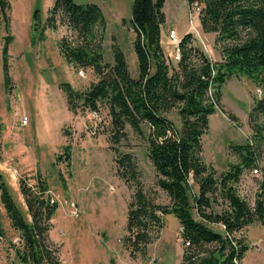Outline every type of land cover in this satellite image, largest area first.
<instances>
[{"label": "trees", "instance_id": "16d2710c", "mask_svg": "<svg viewBox=\"0 0 264 264\" xmlns=\"http://www.w3.org/2000/svg\"><path fill=\"white\" fill-rule=\"evenodd\" d=\"M164 1L132 0L130 28L135 34L133 48L138 67L135 77L116 41L111 46L112 62L104 59L107 21L98 4L54 0L40 29L44 32L45 28L65 27L68 35L57 41L59 53L69 65L90 68L97 77L81 90L61 83L69 110L99 114L105 107L113 145L126 137L127 124L139 135H143L142 124L149 128L147 155L155 170V185L165 194L167 203L157 202L156 191L144 189L132 153L114 148L115 172L131 189L123 238L131 256L144 255L163 227L164 216L173 214L183 243L179 264H240L248 245L235 232L255 222L264 225V0H185L188 5L201 4V28L215 33L221 59L212 61L188 32L178 42L179 58L174 67L160 41ZM9 6V0H0V16L7 23ZM33 18L38 20L37 9ZM10 41L11 36L6 35L2 48L6 85L11 80L7 68ZM232 76L246 77L260 93L248 111L249 138L229 145L238 160L217 173L203 159L202 135L209 116L220 107L222 86ZM171 113L178 124L168 116ZM58 158L70 161L69 144ZM248 168H259L263 177L261 192L252 205L236 188ZM40 186L35 190L20 183L30 222L1 174L0 201L22 239L23 250L17 251L20 260L59 264L55 249L47 242L56 205L44 198L46 188ZM218 200L224 206L215 211L213 203ZM213 225H219L218 229Z\"/></svg>", "mask_w": 264, "mask_h": 264}, {"label": "rangeland", "instance_id": "374dc122", "mask_svg": "<svg viewBox=\"0 0 264 264\" xmlns=\"http://www.w3.org/2000/svg\"><path fill=\"white\" fill-rule=\"evenodd\" d=\"M75 1L102 6L104 0ZM53 2L9 0L8 23L0 16V174L28 222L31 216L20 183L35 190L41 189L42 184L46 188L44 198L55 200L49 202L56 209L49 222L47 242L55 249L59 264H179L183 243L173 214L164 216L163 227L147 245L144 255L131 256L124 245L131 189L115 172L114 148L132 153L144 189L156 191L157 202H168L155 185V170L147 155L149 128L142 124L143 135H139L127 124L126 137L113 145L109 141L110 117L105 107L99 114L68 109L61 83L81 90L97 77L90 68L69 65L59 53L57 41L68 35L65 27L45 28L44 32L40 29ZM131 6L132 0L121 9L103 5L107 21L103 55L112 62L111 46L116 41L135 77L138 67L133 48L135 34L130 28ZM36 9L38 20L33 18ZM163 11L168 22L161 29L163 51L175 50V44L165 43L168 29L175 27L179 38L184 31L191 32L194 44L212 61L221 59L215 33L203 32L199 14L189 11L185 0H165ZM6 35L11 36L7 49L11 77L8 85L2 62ZM166 56L174 67L177 60L173 55ZM259 93V88L244 76H232L222 86L220 107L209 116L208 128L202 135L203 159L217 173L238 160L229 145L244 143L249 138L248 111ZM168 116L178 124L174 113ZM66 144L70 145L69 162L58 158ZM262 180V175H255L252 168L245 169L236 184L238 194L252 205L261 192ZM223 206L221 200L213 203L215 211ZM0 231V264H29L18 257L17 251L23 250L22 239L11 226L1 201ZM235 235L243 237L248 245L240 264H264V225L252 223ZM254 243L260 245L255 247Z\"/></svg>", "mask_w": 264, "mask_h": 264}, {"label": "built area", "instance_id": "2783aa9c", "mask_svg": "<svg viewBox=\"0 0 264 264\" xmlns=\"http://www.w3.org/2000/svg\"><path fill=\"white\" fill-rule=\"evenodd\" d=\"M200 10H201V4H199L198 2H193L191 5H189V11H191V12L199 14ZM167 37L171 41V43L175 44V50L173 52V57L175 58V60H177L179 58V50H178L177 45H178V42L180 41V38L178 37L176 31L172 28L168 29ZM23 120H24L23 123L26 124L28 119L25 116ZM252 172L255 175L258 173L261 175V170L259 168H254L252 170ZM49 202L54 203L55 200L51 198V199H49ZM259 245H260V243H254L255 247H258Z\"/></svg>", "mask_w": 264, "mask_h": 264}, {"label": "crops", "instance_id": "0c3cea01", "mask_svg": "<svg viewBox=\"0 0 264 264\" xmlns=\"http://www.w3.org/2000/svg\"><path fill=\"white\" fill-rule=\"evenodd\" d=\"M97 3V2H96ZM98 4V3H97ZM101 4H102V6L101 5H99V7L101 8V10H102V12H103V5H107V4H112V5H115L118 9H121V8H123V7H125L127 4H128V0H104V1H102L101 2ZM188 5V4H187ZM164 6V5H163ZM110 7H112V6H110ZM165 14V13H164ZM168 22H167V19H166V15H165V22H164V24H163V26L165 25V24H167ZM172 27V26H171ZM162 29V28H161ZM173 29L175 30V27H173ZM176 31V30H175ZM177 33V32H176ZM185 33H187V30L186 31H184V34ZM166 38H167V41L165 42V43H168L169 45L170 44H172L171 43V41L168 39V37L166 36ZM160 41H161V44H162V47H163V45H164V42H163V40H162V37H161V35H160ZM194 43V42H193ZM164 48V47H163ZM164 52H165V54L167 55V54H169V55H173V52H174V49H173V51L172 52H166L165 50H164Z\"/></svg>", "mask_w": 264, "mask_h": 264}]
</instances>
